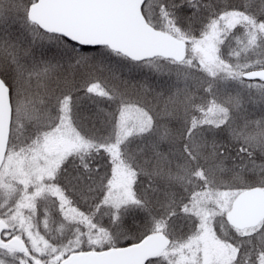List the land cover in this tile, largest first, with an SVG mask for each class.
Instances as JSON below:
<instances>
[{"label":"snow or ice","instance_id":"snow-or-ice-1","mask_svg":"<svg viewBox=\"0 0 264 264\" xmlns=\"http://www.w3.org/2000/svg\"><path fill=\"white\" fill-rule=\"evenodd\" d=\"M0 264H264V0H0Z\"/></svg>","mask_w":264,"mask_h":264}]
</instances>
